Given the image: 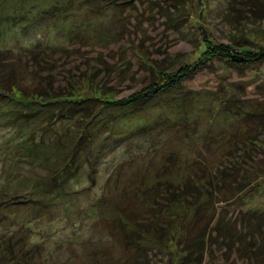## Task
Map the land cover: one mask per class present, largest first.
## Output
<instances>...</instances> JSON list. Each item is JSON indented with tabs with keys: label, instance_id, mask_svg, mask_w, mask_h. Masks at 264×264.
Here are the masks:
<instances>
[{
	"label": "rangeland",
	"instance_id": "obj_1",
	"mask_svg": "<svg viewBox=\"0 0 264 264\" xmlns=\"http://www.w3.org/2000/svg\"><path fill=\"white\" fill-rule=\"evenodd\" d=\"M161 1L114 6L108 0H0V59L12 66L14 81L35 87L39 76L51 71L66 89L60 92L66 100L52 98L34 113L0 94V236L16 240V250L40 247L43 264H193L198 257L202 264L247 262L252 241L247 234L257 223L247 222L245 212L264 210V179H252L241 192L238 186L246 171L256 177L258 162L251 163L264 152V135L241 104L250 107L264 98V64L240 71L214 62L132 110L110 108L104 113L112 112L110 119L98 124L95 146L88 155L79 154V170L62 190L45 198L46 204L35 197L23 201L41 195L39 174L58 167L55 158L65 146L56 148L52 141L75 123L65 117L74 113L64 111L66 103L96 93L95 101L81 102L83 110L77 105L78 111L95 112L103 99L117 101L145 84L149 64L172 69L192 61L203 28L218 42L264 43V11H258L264 0L256 5L253 0H176L180 8L163 7L174 18L156 12ZM71 2V9L64 8ZM38 42L36 67L25 51H38ZM70 77L79 78L74 83L81 81V89L68 101ZM4 87L9 90V84ZM252 138L261 147H252ZM224 166L237 171L236 179L230 172L216 183L213 175ZM179 184H197L201 195L194 201L168 200ZM145 227H155L158 235L146 234ZM133 229L140 231L134 235L138 244L128 234ZM189 246L197 258H184Z\"/></svg>",
	"mask_w": 264,
	"mask_h": 264
},
{
	"label": "trees",
	"instance_id": "obj_2",
	"mask_svg": "<svg viewBox=\"0 0 264 264\" xmlns=\"http://www.w3.org/2000/svg\"><path fill=\"white\" fill-rule=\"evenodd\" d=\"M133 0H108V3L114 5V6H123ZM260 0H253L252 5H256V3ZM67 2V1H66ZM176 0H162L161 3H157V8L156 12L162 16L165 17V15L170 16V17H175L168 13V10L163 9L166 8V6H170V8H180V5H177ZM234 2H237V0H234ZM233 3V2H232ZM231 3V4H232ZM261 7L258 8V11H264V1H260ZM65 5L66 3L63 2ZM72 2L69 4V7L64 6V8H70ZM134 6V5H133ZM132 6V7H133ZM182 6V5H181ZM55 7V5H54ZM131 7V8H132ZM71 9V8H70ZM127 9V8H123ZM179 10V9H178ZM252 10V9H250ZM61 11V7L58 6L57 12ZM254 14H257L256 10L254 12V9L252 10ZM7 14H10L8 12ZM6 14V15H7ZM63 14V13H61ZM60 15V14H59ZM258 15V14H257ZM9 17L6 16V18ZM166 19L168 20L165 23L168 25V22H172L174 19ZM178 26V25H177ZM202 37L199 38V41L196 44V57L192 61L185 62L183 64L178 65L175 68H162L158 67L157 65L154 64H149L147 66V75L150 77L145 84H142L141 87L138 89L133 90L128 96L123 97L118 99L117 101H111V99H103L102 102L105 104H102L98 107L99 109L96 110L95 112L89 111L82 112L77 110V105L81 106V102L84 100H87V98H91L93 101L96 100V93L85 97V95L79 96L78 100H75V102H78L77 104H71L69 105L66 103L65 106V112L68 111H74V113H67L65 114V117L73 122H75L72 126H70V129L68 128L66 132L60 134L59 137H54L52 144H56L54 147L58 146L61 149H64L63 146H65V149L62 150L61 153L56 156V162H58V167L54 166L55 168L53 169L52 173L49 175H44L41 177L39 174V186L38 190L36 192L41 193V195H30L27 197L26 200H23L24 202H28L33 200V197L37 198V202L39 201V204H46L49 203V200H44L45 198H53L54 191H59L62 190L64 182L70 178L71 175H73L74 172L79 170L78 167L79 165V154L83 153L88 155L91 150H92V145L95 146V143L98 140L99 131L102 123L104 122L105 119H110L111 113H108L104 116L105 112L111 111L110 108H121L123 110H132V107L135 105H138L140 103H143L150 99L153 96H156L157 94L165 91H170L174 90V88H177L181 85V83L185 80L188 79L190 76L194 75L198 71L202 70L203 68L211 66L214 62H222L224 64H227L229 67L235 68L237 70L243 71L247 68H251L255 65H261L264 64V43H254L253 41H250L248 39L242 38L241 40H236V41H230L229 43H224V42H218L214 40L213 38L209 37L206 35V29H202ZM42 46V43L38 42L37 47L38 51L35 50H26L25 54L31 58L32 63L34 65L36 64H41L39 60L41 54L39 51V47ZM3 54L0 52V57ZM0 63H5L4 60L0 59ZM101 66H105L104 63L101 62ZM7 65L8 68L5 66ZM37 67V65H36ZM12 66L9 64L5 63L2 66H0V94L3 96H6L7 99L12 100L15 102L16 105L22 106V110L25 113H30L33 112V109L38 107L40 109L41 107H44V105L51 104L54 101L60 102L63 99L59 98H65L62 97L60 92L66 91L64 86L58 83H55V77L51 73V71H47L46 73H43V75L39 73L40 82L37 86H33L31 88H22L20 87L15 81H14V73L11 71ZM100 70V68H99ZM86 73V69L84 70ZM69 72V75L71 76ZM75 74V73H74ZM87 76V75H86ZM79 77V76H78ZM81 77H85V75H82ZM80 78V77H79ZM79 78H68L67 79V84H68V91L71 94L72 97H69L68 101L72 100L74 98V92L76 89H81V84L80 82L74 83L77 79ZM3 82V84H2ZM83 82V80H82ZM9 84V90L5 89V85L8 86ZM98 88V87H96ZM100 89V88H98ZM14 90V92H9ZM93 91V85L90 83V91ZM78 92V91H77ZM106 90L102 89V94L105 93ZM52 93H56L54 96H51ZM19 95V96H18ZM54 98V101L52 100ZM25 99V100H22ZM66 100V98L64 99ZM114 100V99H112ZM47 103V104H46ZM256 105H254V102L250 105V107H246V105H242V111L245 113L244 115L246 116V112L249 113L250 119L252 120H257V126L260 127L261 134L264 135V98L260 99L259 101L255 102ZM50 106V105H49ZM82 107V106H81ZM239 107V106H238ZM248 108V109H247ZM61 109L62 106H59L57 110ZM75 109V110H74ZM250 109V110H249ZM61 110H59V114L63 113ZM83 110V107H82ZM102 110V111H101ZM101 111V112H99ZM82 112V113H81ZM34 113V112H33ZM81 113V114H80ZM103 121V122H102ZM72 122V123H73ZM79 123V124H76ZM105 123V122H104ZM99 124V128H98ZM73 137L75 140H72V142H65L64 140L61 141L62 138L60 137ZM254 137V136H252ZM260 136H256L257 140H259ZM106 138V137H105ZM105 139L103 138V141ZM50 141V142H51ZM67 141V140H66ZM264 141V139H263ZM251 146L253 144H258L254 138H252ZM69 145L70 147L66 146ZM72 145V147H71ZM263 146V145H262ZM257 147H261L260 144L257 145ZM57 148V147H56ZM264 148V146H263ZM247 154V153H246ZM230 157V153H229ZM250 158V156H249ZM232 159V157H230ZM257 160V161H256ZM253 159V164L255 162H258L259 170L258 173L256 174V177L250 178L251 175L248 174L246 171L245 174H241V176L245 179L240 181L239 186L240 192L244 188H242V185L247 186L246 184L250 185L252 179L254 181H257L259 179H264V152H262V156L259 157L258 159ZM227 166H224L223 169L216 170V173L214 178L216 179L215 182L218 183L219 180L224 181L227 179L228 174L231 172L233 179H236L237 171L230 169H226ZM235 169V168H234ZM51 171V170H50ZM222 172V173H221ZM211 183L212 181L209 180ZM177 192H174L170 195L169 199L176 198L174 201L180 202L181 198L185 201H194L197 200L200 194L199 188L197 184L190 185V184H185L184 186H181L180 184L178 185ZM189 196H191V200L189 199ZM178 198V199H177ZM18 202V201H16ZM246 214H250V216L247 219L248 221L256 222V229L253 233L252 229L251 231H248L249 234L243 233L244 235L251 236L252 241L250 242V245L248 248H246V254L245 258L247 260L246 264H264V210L262 211H246ZM244 213V214H245ZM120 222L124 227L125 222L124 219H120ZM140 226H145V225H150V222L148 223H142ZM145 233H150L149 235L155 236L158 235L156 232V228H148L145 227ZM215 236L219 235L218 232H220L219 227H217V221L214 224V229L213 231ZM131 234V237L135 240L134 235H137L140 233V231H137L136 229H133L128 232V234ZM217 237V236H216ZM221 239L226 238L224 235H221ZM200 241V247H199V254L200 256H203L204 250H203V237L199 238ZM197 239L196 241H198ZM221 239H219L221 241ZM148 240V239H147ZM12 241V242H11ZM192 241L190 243L196 242ZM135 242L138 244V241L135 240ZM230 242L234 243L235 241ZM17 243L16 240H12L10 236L7 235H2L0 236V264H43L45 261H43L40 256L43 254V250H41L40 247L38 252H33L28 251V247L23 248L19 247L16 250V247L14 246ZM140 243V242H139ZM144 244V243H143ZM228 244V241H227ZM236 245V244H235ZM230 250L236 251L233 247H230ZM252 247V248H251ZM190 248V252L187 253L184 258L191 260L197 258L196 256H191L192 255V249ZM228 248V247H227ZM245 250V249H244ZM254 250V251H253ZM253 251V254H252ZM250 252V253H249ZM46 256V254H45ZM253 256V259H252ZM255 256V258H254ZM39 257V261L36 262V258ZM146 259V258H145ZM252 260V261H251ZM140 264H147L146 261L138 262ZM136 263V264H138ZM193 264H202L201 257H198L197 263Z\"/></svg>",
	"mask_w": 264,
	"mask_h": 264
}]
</instances>
